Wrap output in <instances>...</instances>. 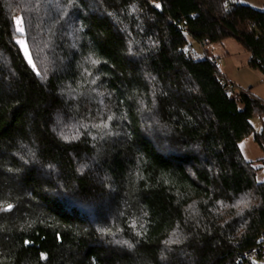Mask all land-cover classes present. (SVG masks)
<instances>
[{"label":"trees","instance_id":"obj_1","mask_svg":"<svg viewBox=\"0 0 264 264\" xmlns=\"http://www.w3.org/2000/svg\"><path fill=\"white\" fill-rule=\"evenodd\" d=\"M229 38L264 76L240 0H0V264H245L264 100L204 49Z\"/></svg>","mask_w":264,"mask_h":264},{"label":"rangeland","instance_id":"obj_2","mask_svg":"<svg viewBox=\"0 0 264 264\" xmlns=\"http://www.w3.org/2000/svg\"><path fill=\"white\" fill-rule=\"evenodd\" d=\"M245 4H249L257 9H264V0H248ZM16 19L21 21V24L18 25L16 20V31L19 26L24 28V32L22 34L17 31L19 34L17 41L23 40L26 42L25 27L22 17L17 16ZM26 45L27 52H25L23 46L19 44L26 59L28 60V56L30 55L32 60V54L29 50L27 42ZM193 45L198 53H202L205 49L209 51L211 56L220 59L218 67L221 73L230 82H232L235 92H240L241 89L247 90L251 88V91L255 96L264 100V76L259 69L248 64L247 60L250 53L245 50V48H243L238 41L229 38L223 42L208 44L204 47V49L202 45L197 43H194ZM251 123L254 127V132L249 137L241 141L240 148L247 160L256 161L264 158V149H261L254 139L255 133H260L263 128L261 116L258 113H255L251 118ZM257 179L259 181L264 180V170L258 172Z\"/></svg>","mask_w":264,"mask_h":264},{"label":"built area","instance_id":"obj_3","mask_svg":"<svg viewBox=\"0 0 264 264\" xmlns=\"http://www.w3.org/2000/svg\"><path fill=\"white\" fill-rule=\"evenodd\" d=\"M207 41H203L206 44ZM217 63L218 60H215ZM230 91V89H228ZM245 264H264V232L260 243L250 248L245 254Z\"/></svg>","mask_w":264,"mask_h":264},{"label":"snow or ice","instance_id":"obj_4","mask_svg":"<svg viewBox=\"0 0 264 264\" xmlns=\"http://www.w3.org/2000/svg\"><path fill=\"white\" fill-rule=\"evenodd\" d=\"M17 24L20 25L21 24V21L20 20H17ZM17 31L22 34L24 32V28L22 26H19L17 28ZM17 43L21 44L23 46L25 52H27V45H26V42L25 41L18 40ZM28 62L29 63H32V60H31V56L30 55L28 56ZM93 62L95 63V61H93ZM33 66H35V65H33ZM8 207L11 208V205H9Z\"/></svg>","mask_w":264,"mask_h":264},{"label":"crops","instance_id":"obj_5","mask_svg":"<svg viewBox=\"0 0 264 264\" xmlns=\"http://www.w3.org/2000/svg\"><path fill=\"white\" fill-rule=\"evenodd\" d=\"M242 3H247L248 2V0H245V1H242V0H240ZM249 59H250V56L248 57V60L247 61H249ZM218 60V63H219V61H220V59H217Z\"/></svg>","mask_w":264,"mask_h":264}]
</instances>
